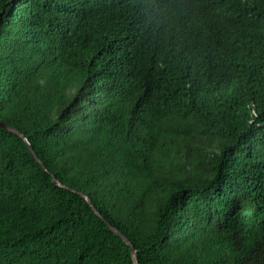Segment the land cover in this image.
Here are the masks:
<instances>
[{"label":"trees","instance_id":"1","mask_svg":"<svg viewBox=\"0 0 264 264\" xmlns=\"http://www.w3.org/2000/svg\"><path fill=\"white\" fill-rule=\"evenodd\" d=\"M0 121V264H264V0H0Z\"/></svg>","mask_w":264,"mask_h":264},{"label":"water","instance_id":"2","mask_svg":"<svg viewBox=\"0 0 264 264\" xmlns=\"http://www.w3.org/2000/svg\"><path fill=\"white\" fill-rule=\"evenodd\" d=\"M0 125H2L3 127H5L6 129L18 134L19 136H21L22 138L25 139V141L27 142L29 148L31 149V151L33 152L34 156L37 158V160L42 164V166L46 169V165L44 164V162L38 157L36 151L34 150V147L31 145V143L28 141L27 137L25 136V134H23L20 130H18L17 128L3 122V121H0ZM53 179L54 181L56 182L57 185H60V186H65L63 183H61L57 178L56 176L53 175ZM74 190V189H72ZM76 191V190H74ZM89 203L90 205L92 206V208L94 209V211L99 215L101 216L102 218H104V216L101 214V212L97 209L96 205L92 202V200L90 199V197L84 193V192H79ZM106 223L110 226V228L116 233L118 234L119 236H121L124 241L131 247V251H132V257H133V260H134V263L135 264H140L139 262V259H138V252H137V249L135 248L134 244L132 243V241L122 232L120 231L117 227H115L114 225H112L110 222H108L106 220Z\"/></svg>","mask_w":264,"mask_h":264}]
</instances>
